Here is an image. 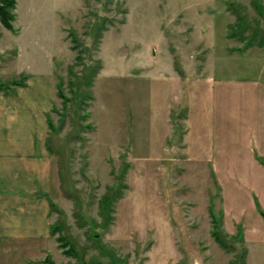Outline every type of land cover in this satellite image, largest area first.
Returning a JSON list of instances; mask_svg holds the SVG:
<instances>
[{
  "label": "rangeland",
  "instance_id": "rangeland-1",
  "mask_svg": "<svg viewBox=\"0 0 264 264\" xmlns=\"http://www.w3.org/2000/svg\"><path fill=\"white\" fill-rule=\"evenodd\" d=\"M13 13L0 94L42 82L57 228L0 241V264H264V0Z\"/></svg>",
  "mask_w": 264,
  "mask_h": 264
},
{
  "label": "crops",
  "instance_id": "crops-1",
  "mask_svg": "<svg viewBox=\"0 0 264 264\" xmlns=\"http://www.w3.org/2000/svg\"><path fill=\"white\" fill-rule=\"evenodd\" d=\"M32 83L33 80L27 81L25 87H19L17 96L0 94V241L3 242L38 243L50 236L48 119L43 122L42 82L39 81V91L26 92Z\"/></svg>",
  "mask_w": 264,
  "mask_h": 264
},
{
  "label": "trees",
  "instance_id": "trees-1",
  "mask_svg": "<svg viewBox=\"0 0 264 264\" xmlns=\"http://www.w3.org/2000/svg\"><path fill=\"white\" fill-rule=\"evenodd\" d=\"M16 7V0H0V24L2 25L3 28L7 29V30H12V22L14 21L15 15L13 13V11L15 10ZM12 87H25V83L21 82L20 80L17 81H11L10 84ZM10 86V87H11ZM3 88V85L0 83V89ZM6 89H4L3 92L4 94H9V89L7 87H5ZM48 125L49 128H52L49 124L48 121ZM56 226H51L50 227V234L53 235L55 230H56ZM46 264H54L52 261H50L48 258L47 260H45Z\"/></svg>",
  "mask_w": 264,
  "mask_h": 264
}]
</instances>
